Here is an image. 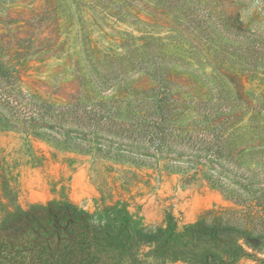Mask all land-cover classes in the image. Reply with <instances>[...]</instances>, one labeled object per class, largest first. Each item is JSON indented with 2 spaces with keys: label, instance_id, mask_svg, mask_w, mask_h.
Segmentation results:
<instances>
[{
  "label": "rangeland",
  "instance_id": "obj_1",
  "mask_svg": "<svg viewBox=\"0 0 264 264\" xmlns=\"http://www.w3.org/2000/svg\"><path fill=\"white\" fill-rule=\"evenodd\" d=\"M0 48L28 65L19 103L0 108L9 119L0 118V158L12 166L13 204L55 200L93 212L121 202L148 227L172 214L178 229L207 209L233 206L206 176L187 178L197 166L188 167L183 148L147 147L119 125L165 95L177 111L241 112L233 124L264 134V0H0ZM31 94L44 112L55 102L60 118L70 101L82 99L85 119L108 114L105 106L114 126L61 119L30 128L17 115Z\"/></svg>",
  "mask_w": 264,
  "mask_h": 264
},
{
  "label": "trees",
  "instance_id": "obj_2",
  "mask_svg": "<svg viewBox=\"0 0 264 264\" xmlns=\"http://www.w3.org/2000/svg\"><path fill=\"white\" fill-rule=\"evenodd\" d=\"M13 52L0 48V108L7 110L19 103L18 76L28 66L7 60L14 56ZM31 96L17 115L30 128L40 124L54 127L61 119L105 131L114 126L113 114L105 106L102 109L108 114L85 119L76 107L82 99L70 101L62 104L66 115L60 118L55 102H46L49 108L44 112L41 103L34 101L37 96ZM109 101L115 104L118 99ZM167 101L165 95H160L159 103L151 104L147 111L135 114L129 121L123 119L119 125L123 135L135 133L144 145L158 150L183 148L188 167L197 166L192 173L186 172L187 178L206 176L231 199L233 206L207 209L181 229L172 214H168L165 226L148 227L121 202L93 212L55 200L24 209L13 204L9 178L12 166L2 157L0 264H235L245 257L264 264L261 126L233 124L242 118L241 112L214 111L211 107L177 111ZM176 119L187 123L176 127ZM204 167L217 170L219 176H208ZM146 247L150 249L145 251Z\"/></svg>",
  "mask_w": 264,
  "mask_h": 264
}]
</instances>
